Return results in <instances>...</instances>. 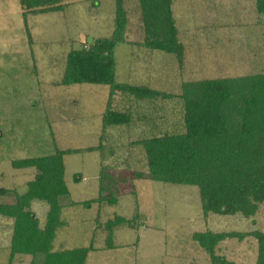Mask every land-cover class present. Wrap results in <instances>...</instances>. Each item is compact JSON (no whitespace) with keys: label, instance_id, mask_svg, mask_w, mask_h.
<instances>
[{"label":"rangeland","instance_id":"rangeland-1","mask_svg":"<svg viewBox=\"0 0 264 264\" xmlns=\"http://www.w3.org/2000/svg\"><path fill=\"white\" fill-rule=\"evenodd\" d=\"M125 6L128 38L141 41L139 0H125ZM115 9L116 0H80L65 11L29 15L30 43L20 1L0 0V188L23 193L35 177V168L15 169L13 159L99 144L110 87L60 83L72 47L112 35ZM173 13L185 45L182 67L174 54L122 43L115 53L117 81L180 94L184 81L264 72V14L257 11L256 0H174ZM113 102L114 109L131 111L133 122L107 128L103 157L102 150L66 155L68 182L72 198H81L85 183L89 188L96 183L99 194L103 158L116 165L115 175L126 177L122 195L119 204L103 208L101 220L116 214L130 219L138 211L139 226L119 227L120 248L94 253L88 264H212L193 239L194 232L264 231V203L250 218L241 213L204 217L197 186L148 178L144 147L133 142L185 132L181 98L142 100L118 91ZM136 171L146 177L138 178ZM74 174L88 180L77 185ZM87 194L97 191L90 189ZM14 200V192L0 195V202ZM81 202L65 209L66 224L57 233L55 249L88 246L94 237V247L105 250V232L95 231L93 215L100 205L95 202L89 210ZM48 208L45 201L34 202L41 228ZM13 228V218L0 216V264L10 261ZM216 253L234 264H255L258 242L252 235L227 238ZM19 257L13 264L31 263V256Z\"/></svg>","mask_w":264,"mask_h":264},{"label":"trees","instance_id":"trees-1","mask_svg":"<svg viewBox=\"0 0 264 264\" xmlns=\"http://www.w3.org/2000/svg\"><path fill=\"white\" fill-rule=\"evenodd\" d=\"M30 43L33 38L28 27V16L65 11L80 0H19ZM174 0H139L141 8L139 28L143 38L131 41L125 0H116L114 30L109 37H94L82 47H72L67 53L66 67L60 84H104L110 87L107 107L102 114V131L97 146L57 148L54 153L13 159L15 169L35 168V177L27 182L26 190L19 193L0 188V195L15 193L13 202H0V216L14 219L10 245V262L16 256H31L30 264H86L88 255L97 250L94 237L88 246L55 249L54 241L63 220V209L80 204L72 199L66 182L65 156L101 151L107 128L132 123L131 111L113 107L116 92L128 93L142 100L179 97L184 109L186 130L183 133L164 134L135 140L144 147L148 178L172 184L199 188L204 217L210 213L233 215L241 213L253 217L264 203V72L184 81L182 92L173 94L144 85L117 81L116 49L122 43H136L148 49L174 54L182 67L185 45L179 38V29L173 13ZM256 8L264 14V0H256ZM1 138V135H0ZM102 157L104 155L102 150ZM116 165L105 163L99 173V194L81 202L100 205L96 223L105 232L104 249L119 248L116 229L122 226L137 228L138 211L132 218L116 214L101 220L105 206L116 205L122 195L125 180ZM138 178L145 173L135 172ZM74 174V180H79ZM35 200L45 201L49 209L43 228L32 209ZM252 235L258 242L255 264H264V231L214 232L196 231L192 237L209 254L212 264H234L218 255V244L227 238Z\"/></svg>","mask_w":264,"mask_h":264},{"label":"crops","instance_id":"crops-1","mask_svg":"<svg viewBox=\"0 0 264 264\" xmlns=\"http://www.w3.org/2000/svg\"><path fill=\"white\" fill-rule=\"evenodd\" d=\"M65 162H66V158H65ZM67 163V162H66ZM79 177V180L78 181H76V180H74L73 182L75 183V184H77V185H79L80 183H84V181H86V180H88V179H86V177L85 176H83V174H81V175H79L78 176ZM83 177V178H82ZM66 182H67V185L69 186V189H70V191H71V195H72V189H71V187H70V185H69V182H68V176H67V167H66ZM94 188H95V190L97 191V194H93V195H91V196H88V194H87V191H89L90 189H93L94 190ZM87 195V197L88 198H82V197H84V196H86ZM98 195V186H96V183H94L93 182V184H92V188H89V185H87V183H85V186H84V191L83 192H79V196L78 197H81V198H72L73 200H75V201H78V202H83V201H86V200H89V199H92V198H95L96 196ZM36 201V200H35ZM35 201H33L32 202V209H33V211L37 214V212H36V210L34 209V202ZM120 201V200H119ZM117 204H119V202L117 203ZM116 204V205H117ZM77 205V204H76ZM83 205V204H82ZM95 205H97L96 203H93L91 206H86V207H88L89 208V210H91L92 208H93V206H95ZM74 206V205H73ZM85 206V205H84ZM69 207H72V206H67L66 208H69ZM66 208H64L63 209V213H62V216L64 215V211H65V209ZM98 208H99V206L97 205V210H96V212L93 214V215H97V212H98ZM49 209V208H48ZM48 212V211H47ZM93 212H94V210H93ZM38 215V214H37ZM47 215V214H46ZM94 218H96V216L94 217ZM117 231H118V229H116V236H117ZM9 253H10V245H9ZM8 248H7V250H8ZM55 248V247H54ZM68 248V247H67ZM76 248V247H75ZM120 248V247H119ZM119 248H115V249H109V250H95V251H92L89 255H88V258H87V262H86V264H88V262H89V258L91 257V255L92 254H94V253H98V252H100V251H113V250H117V249H119ZM59 249H62V248H57V250H59ZM17 258H20L19 256H16L14 259H17ZM9 259H10V256H9ZM14 259H13V261H14ZM13 261L12 262H10L9 261V263L8 264H13Z\"/></svg>","mask_w":264,"mask_h":264}]
</instances>
